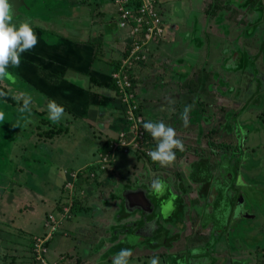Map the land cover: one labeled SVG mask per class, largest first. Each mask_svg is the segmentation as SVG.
<instances>
[{"label": "flooded vegetation", "instance_id": "flooded-vegetation-1", "mask_svg": "<svg viewBox=\"0 0 264 264\" xmlns=\"http://www.w3.org/2000/svg\"><path fill=\"white\" fill-rule=\"evenodd\" d=\"M166 2L185 9L195 5L190 27L203 56L188 77L166 79L194 96L188 97L191 109L182 121L163 122L184 143L183 151L174 149L176 159L162 167L147 155L155 141L143 154L147 169L112 176L97 200L107 211L106 223L100 222L99 235L83 240L76 253L82 259H114L130 249L159 257L160 264H251L253 247L228 241L236 238L238 221L250 215L252 171L244 167L258 149L249 143L264 135V0ZM66 3L61 1L62 8ZM176 20L165 22L172 42L186 31L180 26L185 21ZM53 25L60 29L49 35L69 37V24ZM156 180L159 188L152 187Z\"/></svg>", "mask_w": 264, "mask_h": 264}, {"label": "rangeland", "instance_id": "rangeland-1", "mask_svg": "<svg viewBox=\"0 0 264 264\" xmlns=\"http://www.w3.org/2000/svg\"><path fill=\"white\" fill-rule=\"evenodd\" d=\"M61 1L67 2L64 8H62ZM173 1L178 2V0ZM69 3L75 4V6L67 8ZM102 5L103 10H108L112 14L114 4L110 0H24L18 7V14L17 16H15L16 14L14 15L12 23L18 26L21 22L27 21L31 24L32 21L34 25H36L35 23L40 25L41 22L39 21L44 20L49 22L48 20L51 19L54 24L62 23L68 25L72 23L74 25L76 21L75 17L79 21L82 20L86 23L87 10L90 11V17L99 19L98 11ZM173 5L169 4V2L163 3L162 5L163 9L161 14L164 18L162 19L164 27H166V23L177 21L176 19L179 17L181 18L180 22L185 21L184 25L180 26L188 28L194 16V12L191 9H194L195 5L191 2L189 6V3H187L189 9H185L182 5H180L181 8L176 4ZM85 6L87 10L84 8ZM80 9L84 11L81 12L79 11ZM181 13H184L183 17L180 15ZM84 26L81 29L84 30L89 27ZM59 29L60 27L53 25L47 28L46 31L51 32L50 30H53L52 32H54ZM95 30H97V26ZM119 32V35H123L124 42V32L122 30H119ZM83 34L85 33L83 32ZM181 36L184 35L181 34ZM181 36L178 35L177 37L181 38ZM102 37L106 39L105 34ZM162 39L173 40L172 37L165 33ZM174 42H176V39ZM171 46L174 49H180L181 47L178 43H171ZM161 49L162 46L160 47ZM24 55L31 60L34 54H31V52H26L25 54L24 52L21 55V61L24 59ZM154 57H163V51L160 54H154ZM148 65L150 66V64ZM164 67L167 70L170 69L168 65ZM22 68V65L19 68L9 67L8 72L14 76L16 74L14 69L18 73H22ZM153 68L155 71L159 70L158 66H154ZM156 73L160 74L158 72ZM67 75L73 76L71 72H68ZM74 77L79 79L83 78L81 74H74ZM173 80L172 87L175 85ZM148 81H152L151 77ZM26 86L23 80L21 81L20 79L18 83L17 81L14 83L13 80L10 81L7 77L0 78V88H4L10 97L8 99L4 93L0 92V113L3 114V119L0 120V238L2 237L3 240L1 239L0 245L5 249L7 247L10 249L11 244H13L12 251H14L15 255L21 251L19 248L22 247L25 253H21H24L25 257L17 264L25 262V258L28 255V250L26 249L29 243L34 236L40 234H36L37 232L41 229V231H44L42 224L40 226L39 222L41 221L42 223L44 221L47 213L57 215L53 203L58 201L61 203V201L65 200L67 194L66 189L62 190L64 191V196L61 198V185L63 182L65 183L64 180H71L69 171H73L76 173V180H74L77 183L74 182L75 189L73 191L75 202L69 221L70 228L65 223L63 224V227L59 229V233L49 240L47 254L52 258L59 253L68 252V254L65 253L68 261H71L72 264H82L80 255L76 253L82 242L78 243L79 235L77 236L73 232V228L75 227L71 223L77 221L75 223L77 226L89 225V222H91L90 218L94 213H97L98 210L105 209H102V206L97 200L99 196L105 193L104 190L106 189L107 182L112 176L119 175L122 178L126 177L127 172L134 168H138V170L142 168L147 169L148 160L147 157L132 152L116 151L109 164L97 174L95 173V177L82 176L85 172L84 167L97 160L98 154L100 153V150L97 151V149L99 148V141L103 138V134L98 132L96 126L90 128L78 123L77 127H65V123L63 122L53 123L48 119L47 109L42 110L44 105L36 97H32L31 99L30 105L33 110L21 113L19 109L23 105V97L27 95L26 90L23 89ZM138 91H142V89L139 87ZM138 97L143 99L144 96L139 95ZM190 97L194 98L193 95ZM142 99L140 100L141 108H143L142 114L148 120L146 113L150 111V105L148 103L147 106L146 102ZM190 116H195V113L190 112ZM55 127L58 128V131L61 130L62 132L54 134L51 137L44 134L47 129ZM80 130L86 131V134L82 135ZM258 134L260 135V132ZM175 138L181 141L177 136ZM185 138H189L191 142L196 141L190 137ZM182 144L184 145V143ZM257 145L258 149L251 153L253 158L246 161L244 167V169L247 168L252 171L249 176L251 177L252 183L247 188L249 190L247 192V205L249 206L250 203V215H248L249 217L247 219L238 221V224L236 222V238L228 242L229 244L234 242V245L240 248L242 247V243L243 245L245 243L248 246L251 245L254 250L251 253L253 262L251 264H264V262L261 263V260H264V135L257 139ZM243 146L245 147L247 145L244 144ZM173 151L175 150L173 149ZM260 154L262 156H259ZM261 158H263V162ZM244 189L246 188L244 187ZM90 201L92 203L88 205L90 208L87 210L73 211L77 203L87 204ZM79 207L81 206L79 205ZM106 216L107 211L103 210V217L100 220L101 223H106ZM93 229L94 227L90 228V231H92L89 232L86 238L95 234L93 238L95 239L97 237L96 234L102 231L99 227ZM249 232H251L250 235L248 234ZM246 234L248 235L246 236ZM70 235H74L76 238H71ZM9 236L13 238L12 242H6V238ZM246 238H249L247 242ZM9 253H11L10 250L6 254L10 255ZM154 258L159 261V264L161 263V258L159 257H149L136 252L128 258V264H150V261ZM86 260L87 262L85 264H113L112 258L102 260L101 258L92 259L91 257Z\"/></svg>", "mask_w": 264, "mask_h": 264}, {"label": "crops", "instance_id": "crops-1", "mask_svg": "<svg viewBox=\"0 0 264 264\" xmlns=\"http://www.w3.org/2000/svg\"><path fill=\"white\" fill-rule=\"evenodd\" d=\"M69 5L70 8L75 6V4L71 3H69ZM79 11L83 12L84 10L80 9ZM98 15L100 17L99 19L90 17V11L87 12L86 23L82 20L79 21L78 18L75 17V24L72 25V23H70L67 28L69 30V37L63 35V37L61 35L55 36L54 33L49 35V32L46 31V27L51 25L53 21L51 19L48 20L50 23L49 26L47 25V21L45 23L44 20H41L42 22L39 25L40 30L35 29L31 21L30 26L34 27L33 32L38 38V43L32 50L26 52L34 54L33 58L30 60L24 55V59L21 61L23 67L22 73H18V71L14 69L16 74L7 77L8 80H13L14 83L15 81L18 82L19 79L21 81L23 80L27 86L22 88L26 90L28 96H31V98L36 97L38 101L43 103L44 108L42 110L47 109V103L52 99L56 100L58 104L63 105L65 113L59 122L65 123V127H77L78 123L84 124L90 128L96 126L98 132L103 134V138L99 141V148L97 151L100 150V144H102L104 139L115 135L120 127L119 120L121 118V113L117 99L109 84L108 75L113 65H115L114 61H117L122 55L124 48L123 35H119L120 29H118L115 24L113 14L108 10H103L102 5L101 9L98 11ZM35 24L38 25V23ZM84 25L89 27L83 30L81 28ZM92 26H94V28H92ZM96 26L97 30H95ZM83 32L85 34H83ZM103 34H105L106 39H103ZM193 34L196 33H194L193 29L189 26L186 28L184 36L181 38L177 37L178 39H176L175 43L181 45L180 49H174L171 46V43H174L175 40L173 42L172 40H165L164 43L162 42L161 44L163 57L150 59L151 63L148 67L143 66V64L135 67L134 80L136 83L134 85V90L137 95L139 112L145 123L166 121L169 124H174L176 120L182 121L184 119V112L191 109V101L188 99V97L190 98V94L185 93L182 89L180 91L177 87H172V82H167L166 79L172 77L176 79L178 76L184 74H187L188 77L193 71H197L195 65L201 63L203 56L200 50H197L196 43H193ZM118 41L119 43H117ZM21 65L19 67H21ZM165 65H168L170 69L167 70V68L164 67ZM154 66H158L159 70L155 71L153 68ZM7 71H9V68ZM68 72H71L73 76L67 75ZM152 73L154 74L152 75ZM74 74H81L83 78H75ZM150 77L152 81H148ZM139 87L142 91H138ZM139 95L144 96L143 99L139 98ZM141 99L146 102L147 106L148 103L150 105V111L146 113L148 120L144 114H142L143 108H141ZM32 110V106L29 105V111ZM176 113L180 114L175 115ZM85 132L84 130H80L82 135H85ZM98 136L100 137L99 134ZM154 143L155 140H153L151 136L148 144L151 146V144ZM249 144L253 147L254 145L257 146V141L252 140ZM260 156H262V154H260ZM261 160L263 162V158H261ZM75 183H77V181ZM63 189L64 182L60 189L61 198L64 196ZM81 200H83V198H81ZM59 203L60 201L53 203L55 210L59 207ZM91 203L92 201L87 204L77 203L73 211H85L90 208L88 205ZM79 205L81 207H79ZM101 213L102 210H98L97 213H94L90 218L91 222H89V225L77 226L75 224L77 221L71 223L75 227L73 228V232H75L77 236L79 235L78 243L87 239L86 236L92 231H90V228L94 227L95 229L99 227L102 218ZM71 214L63 222L68 228H70L69 221ZM40 224H42L41 221L39 222V225ZM41 230L36 234H41ZM96 235L98 236L99 233ZM70 237L76 238L74 235H70ZM1 239L3 240L2 237L0 241ZM12 240L13 238L10 236L6 238V242H12ZM12 247L13 244H11L10 249H8V247L5 249L0 245V264H17L25 257V250L22 247L19 248L21 251L17 253V255L12 251ZM9 250L11 253L7 255L6 253H8ZM26 250H28V248ZM65 253L68 254V252ZM104 257V255H101V257H97V259L101 258L102 260H106ZM86 259L89 258H80L81 263L85 264L87 262Z\"/></svg>", "mask_w": 264, "mask_h": 264}, {"label": "built area", "instance_id": "built-area-1", "mask_svg": "<svg viewBox=\"0 0 264 264\" xmlns=\"http://www.w3.org/2000/svg\"><path fill=\"white\" fill-rule=\"evenodd\" d=\"M114 4L112 11L118 29L124 32V48L108 75L109 84L114 87L116 99L121 109L120 127L111 137L104 139L106 146L100 151L95 161L96 167L87 169L82 176L93 177L113 159L116 151L132 152L143 156L147 153L145 144L144 119L138 108V100L132 80L134 69L145 61L156 59L160 54L165 27L161 14L164 0H110ZM166 34V33H165ZM71 180L65 181V200L55 211L57 215L47 213L42 227L44 231L33 237L28 246V255L22 264H72L64 255L49 257L47 244L62 227L74 207V179L76 173L69 171Z\"/></svg>", "mask_w": 264, "mask_h": 264}, {"label": "clouds", "instance_id": "clouds-1", "mask_svg": "<svg viewBox=\"0 0 264 264\" xmlns=\"http://www.w3.org/2000/svg\"><path fill=\"white\" fill-rule=\"evenodd\" d=\"M15 13L16 0H0V78L10 77L7 69L19 68L21 55L33 49L38 43V38L27 21L21 22L18 26L12 23ZM31 99L28 95L23 97V105L19 109L21 113L29 111ZM46 107L48 119L53 123H58L64 116L65 109L56 100H49ZM2 119L3 114L0 113V120ZM143 128L158 142L155 150H150L147 155L162 167L171 165L176 159L173 149L183 151L182 142L175 138V130L163 122H147L143 124ZM152 187L159 188L160 181H154ZM130 256V249H121L114 257L113 264H128ZM150 264H159V261L154 258Z\"/></svg>", "mask_w": 264, "mask_h": 264}, {"label": "trees", "instance_id": "trees-1", "mask_svg": "<svg viewBox=\"0 0 264 264\" xmlns=\"http://www.w3.org/2000/svg\"><path fill=\"white\" fill-rule=\"evenodd\" d=\"M117 63V61L115 60L114 61V64H116ZM151 63V60H147V61H145L144 63H143V66H145V67H148V64H150ZM113 67H114V65H113ZM135 80L133 79L132 80V86L134 87V85H135ZM110 86L112 87V90H113V93H114V95H115V97H116V94H115V90H114V87L110 84ZM0 92L1 93H4L5 94V96H6V98H10L9 96H8V94L6 93V91L4 90V88H0ZM117 102H118V105H119V101L117 100ZM120 111H121V109H120ZM46 133H44V134H46V135H49V137H51V136H53L54 134H57V133H61L62 131L61 130H59L58 131V128H49V129H47L46 131H45ZM150 138H151V136H150V133L148 132V131H146L145 130V144H146V146H147V148L149 147V140H150ZM105 146H106V142L105 141H103L102 142V144H101V146H100V151H102V150H104V148H105ZM96 165L97 164H95V162H92V163H90L89 165H86L85 167H84V171H86L87 169H89V168H95L96 167ZM97 174V173H96ZM96 174H94V177L96 176ZM76 180V179H75ZM74 182H76V181H74ZM65 189V188H64ZM59 208V207H58ZM65 253H60V255H64ZM261 259H263V258H261ZM262 262H264V260H261V263ZM257 264H260V263H257Z\"/></svg>", "mask_w": 264, "mask_h": 264}, {"label": "water", "instance_id": "water-1", "mask_svg": "<svg viewBox=\"0 0 264 264\" xmlns=\"http://www.w3.org/2000/svg\"><path fill=\"white\" fill-rule=\"evenodd\" d=\"M23 1L24 0H16V13H15L16 15L15 16H17L18 7L23 3Z\"/></svg>", "mask_w": 264, "mask_h": 264}]
</instances>
